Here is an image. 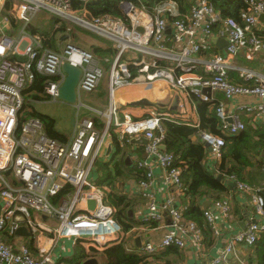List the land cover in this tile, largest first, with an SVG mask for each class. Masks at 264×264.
Masks as SVG:
<instances>
[{
	"label": "built area",
	"instance_id": "1",
	"mask_svg": "<svg viewBox=\"0 0 264 264\" xmlns=\"http://www.w3.org/2000/svg\"><path fill=\"white\" fill-rule=\"evenodd\" d=\"M7 1L0 0V235L5 231L14 235L20 228L18 218H24L34 234L44 229L32 216L35 210L57 220L58 238H72L100 251L123 244L133 252L127 247L126 236L136 231L124 232L116 219L118 210L109 199L110 188L99 185L93 177L96 162L107 154L103 150L113 130L122 146L131 145V139L148 140L147 158L136 161L137 168L146 176L139 179L143 190L153 178V160L163 172L164 184L174 190L163 205L152 194L141 192L148 202L147 213L141 214L143 223H162L165 210L171 215L164 236L159 241H146L143 253L157 254L174 246L201 250L203 229L185 216L190 205L174 207L178 197L185 195L182 169L176 165L175 156L162 149L163 120L174 119L160 110L145 117H133L117 104L115 94L129 85L153 86L157 79L166 80L184 99L195 95L206 102L214 101L213 92H221L226 100L233 102L231 105L218 103L221 134H201L212 148L211 157L220 161L225 136L239 134L247 128L242 114L249 116L254 125L264 124V74L235 63L237 57L251 61L264 54V0H243L245 7L239 19L222 17L221 11L209 0H194L185 17L181 16L176 0L160 2L151 10L121 1L120 14L98 17L73 10L72 0H15L11 10L18 12L15 19L23 22L17 32L9 14L4 12ZM42 11L63 20L77 19L82 26L109 40L116 50L110 68L109 108L103 112L92 109L105 123L104 130L96 127L90 115L80 114L84 108L81 93L97 90L105 74L104 66L92 51L73 43H67L60 50L46 48L44 37L30 31L32 19ZM214 37L227 42L223 52L212 42ZM64 61L83 70L78 85L80 104L75 134L67 142L52 139L38 118L27 120L18 129L26 91L37 81V74L47 78L44 94L57 101L59 88L66 78L62 70ZM131 66L137 69V75L133 76ZM208 87L212 90L210 95L203 93ZM230 118L232 122L228 121ZM228 180L235 182L240 191H256L236 175ZM66 186H72L73 191L60 196ZM261 190L255 192L253 201L256 212L264 216V198L258 193ZM90 200L95 202L93 209L88 206ZM215 209L221 216L231 213V205L226 200L215 202ZM204 214L209 226L217 232L216 214L209 209ZM263 233L264 221L251 222L245 230L234 234L209 264H249L237 255V246L251 248ZM0 264L56 263L47 250L37 257L27 244L15 249L0 236Z\"/></svg>",
	"mask_w": 264,
	"mask_h": 264
},
{
	"label": "trees",
	"instance_id": "2",
	"mask_svg": "<svg viewBox=\"0 0 264 264\" xmlns=\"http://www.w3.org/2000/svg\"><path fill=\"white\" fill-rule=\"evenodd\" d=\"M15 0H8L4 9V12L11 10V4ZM121 1H130L138 6H147L151 10L156 4L166 0H72L73 10L87 11L91 16H102L106 14L116 15L120 14L119 4ZM179 4L181 16H188L193 6L192 0H176ZM196 1V0H195ZM217 10L221 11L222 17L232 16L239 19L240 12L244 9L245 5L243 0H209ZM14 31L20 29V21L15 19L9 14ZM65 20L56 18L51 20L50 28L45 32L39 30L38 27H30V31L33 34H38L44 37V45L46 48L58 49L56 34L57 32L66 31ZM42 22V21H41ZM49 23V22H48ZM58 23H62L59 28H55ZM102 40V39H101ZM104 43H107L104 47L95 48L96 54L106 55L109 59V72L111 68V61L116 56V50L112 47V43L105 39ZM133 76L137 75V69L131 66ZM233 74V73H232ZM235 75V74H234ZM47 78L37 74V81L34 85L26 91V97L30 96L33 101H50V99L44 94V82ZM190 101L196 108L198 121L194 123L193 118H187L184 115H176L170 112L174 120H163V126L165 128L164 145L166 151L172 153L176 158V165L182 169L183 183L186 187L184 197L188 199L189 209L185 212L186 218L196 221L203 229V235L208 237L212 235L213 229L207 223L204 209L202 208V201L205 198H212L215 202L221 201L224 194L230 192L229 187L224 182L217 180L216 175L218 172L224 175V178H229L231 175H236L238 180L252 184L256 179L263 182L264 174L261 172L263 161L257 162V154H261L264 150V124L254 125L253 123H247V128L239 134L233 136H225L226 145L223 148V154L218 165L217 171H210L204 159L207 155V150L200 141H194L195 136L199 137L203 132L221 134V119L217 114L218 100L203 101L195 95H190ZM27 103V102H26ZM24 104L21 112L19 113L18 129L23 124L31 119L38 118L43 123L46 134L52 138L61 142H67L68 137L66 133L59 131L56 127V120L50 116L43 115L33 110L29 105ZM162 113H169L168 110H160ZM92 114V113H91ZM94 120L98 129L104 130L105 123L96 114L90 115ZM166 117V116H165ZM112 145L116 148L114 157H119L115 163L114 170L110 165L114 157L110 162L97 161V170L99 172V178L97 183L99 185H106L111 190H118L117 185L120 182H124L121 177H136L139 179H145L146 176L142 170L137 167L131 166L129 151L130 147L122 146L117 138L116 132L111 130ZM139 157H144L141 150L137 151ZM257 169L256 173H252V169ZM72 186H66L60 193V196L67 192L73 191ZM264 198V190L258 192ZM112 204L117 208L116 219L121 224L124 232H131L136 226L139 225L135 221L132 211L135 206V201L131 200L125 194L112 193L110 194ZM205 245V240H203ZM82 250L81 248H78ZM173 252L178 254L181 248L168 247L163 251ZM145 254L129 252L125 245L118 244L110 246L102 251L91 249L90 256L98 258V264H152L153 260L158 254ZM161 253V254H162ZM246 261L249 264H264V233L260 236L257 242L251 247V252ZM158 262V261H154ZM164 264H170L168 262Z\"/></svg>",
	"mask_w": 264,
	"mask_h": 264
},
{
	"label": "crops",
	"instance_id": "3",
	"mask_svg": "<svg viewBox=\"0 0 264 264\" xmlns=\"http://www.w3.org/2000/svg\"><path fill=\"white\" fill-rule=\"evenodd\" d=\"M85 14L86 13H83V15ZM63 40H66L65 36L60 38V42H63ZM93 40L96 41L95 43H91L93 48L92 49L93 53L95 52V48L104 47L107 44L100 39V36H99V40L98 39H93ZM211 40L214 44L218 45L220 51L222 52L224 51L225 46H223L222 48L219 47V41L216 37L212 38ZM67 43H70V41H65L64 45H66ZM71 43H73V41ZM243 61L247 62L248 64H244ZM235 63L256 69L264 74V54H260L257 58L251 61H247L244 57H237ZM150 87L151 88H147V86L140 87L136 85L126 86L124 88L117 90L115 94V101L117 102L118 105L122 106L124 111L128 112L129 114H131L133 117L136 118L148 116L155 111L158 112L159 110H168V112L169 111L173 112L176 115H184L186 119L193 118L194 123L198 121L196 108L191 103L190 98L184 99L183 97H179L177 95L178 93H176L171 89V87L169 86L166 80L157 79L154 81L153 86ZM105 95L106 94H103V96ZM176 96L179 97V105L178 108L174 110L171 107ZM213 96L218 100V103L223 101L230 105L233 104V102L226 100L224 98V95L219 91L213 92ZM143 98H147L155 103H161L167 105V108L166 109L158 108L154 104L133 105V102H136ZM104 106L105 105H96L95 107H91V108L98 109L99 107L102 108ZM83 107L89 109V111L83 110V112L87 115L90 114L92 109L89 108V106L87 107L86 105H84ZM81 110H80V114L82 113ZM170 112L168 114L170 117H172ZM241 118L246 123H251L250 117L247 116L246 114H242ZM73 125H76V122ZM116 136L119 140V135L117 134ZM69 140L70 139H68V141ZM112 140L113 138L111 135L110 138H108L106 142V146L104 147L103 150V153L106 152L107 154L105 155L104 159L101 158L99 159V161L110 162L114 157L116 148L113 147ZM193 140L195 142L200 141L207 150V155L204 159V163L206 164V167L210 171H217L220 161H216L211 157L210 154L211 152L202 142V135H200L199 137L195 136ZM129 147H130V151H129L130 164L131 166L137 167L136 166L137 160H144L147 158L145 154V145L131 143V145L127 146V148ZM139 150L143 152L144 157H139V154L137 152ZM259 156L261 158V161L264 162V150H262V153L260 155L257 154L256 158H258ZM118 158L119 157H114L110 165L111 169L114 172H115L114 166L116 161H118L117 160ZM152 167H153V178L151 179V183L148 188L144 190L141 188V186L139 185V178L128 177L124 180V182H120L117 184L119 186L118 190L114 191L110 189V191L108 192L109 199H110V194L116 192L122 195L125 194L131 200L135 201V206L133 208L132 214L135 221L138 222L139 225L134 228L136 233L126 236L127 247L130 248L134 253L143 252L142 247L146 241L161 240V238L164 236L167 229L169 228V224L171 223V215L168 210H165L164 212V217H163L164 220L162 223L151 221L149 224H145L142 222L141 214H145L148 211L147 198H144L142 196L141 194L142 191L152 194L160 205H163L168 200V198L174 194L172 193L174 190H172L171 188L167 187L164 184L163 172L155 160L152 161ZM251 172L256 173L257 169L253 168ZM261 172L262 174H264V166L261 167ZM218 174H220V172H218L217 175ZM93 177L96 180H98L99 178L97 165H95V167L93 168ZM247 184H249L253 188V190H256L255 192H257V190H259L260 188L264 190V181L263 182L260 181L259 183V180L256 179V181L253 182L252 184L250 183ZM255 192H243L238 190L237 186L235 189H230V192L224 194L221 198V200H226L231 205V213H229L226 216H221L218 213V211L215 209L214 199L212 198L203 199L202 208L204 210L209 209L210 211L216 214L215 226L217 232L213 230L211 236L209 237L207 235L204 236L205 245L201 250L192 247V248L181 249L178 254L169 252V250L163 251V253L161 252L162 254L159 253L158 256H156V258L158 259L157 260L158 264H164L166 262L170 264H209L211 261H213L215 258L219 256V253L226 247L230 238L234 234L244 229L243 222L247 221V225H246L247 228V226L251 223V220L254 218L257 220L256 222L264 221V216L256 212V207L253 201V196ZM206 202H211L210 207L205 208ZM186 204H188V199L179 196L174 203V207L186 205ZM1 211H2V202L0 200V213ZM32 216L43 226L44 229L34 234L30 230V227L25 223L24 218H18L20 227H25L24 229L26 231L24 230V232H22L23 233L22 235L17 234V232L14 235H10L8 231H5L2 232L0 235L2 239L6 241L9 245L13 246L15 249L18 248L21 244H27L35 256L40 255L42 254V252L47 250L52 254V257L56 264H82L83 262H85L90 258H96L90 256L91 249L92 248L96 249L95 247L87 243L84 244L78 243L75 239L72 238H58L55 232V229L58 226V222L55 218L35 210H32ZM137 239H139V241H137ZM78 248H81L82 250H79ZM250 252H251V248H247L241 245L237 246V255L242 259H246V257L249 256ZM229 258L232 261L233 260L235 261L234 256L230 255ZM96 259L98 260V258Z\"/></svg>",
	"mask_w": 264,
	"mask_h": 264
},
{
	"label": "rangeland",
	"instance_id": "4",
	"mask_svg": "<svg viewBox=\"0 0 264 264\" xmlns=\"http://www.w3.org/2000/svg\"><path fill=\"white\" fill-rule=\"evenodd\" d=\"M16 5H19V4H16ZM7 13L11 14L14 18H16L17 17L16 13L18 12H15V10H8ZM78 16L82 17L83 15L78 14ZM78 16H76V18L80 19L81 17H78ZM56 18H58L57 15L49 11H42L32 19L31 26L32 28L38 27L39 30H43L45 32V30L47 31L50 28L51 20L56 19ZM18 21H20L19 27H21L23 25L22 19H19ZM64 22L67 24L66 25L67 29L65 32H57L56 39H57L58 49H54V50H60L62 47H64L65 41H70V43L73 41V43L78 45L79 47L86 49L88 51H92L93 48H92L91 43L96 42L93 39L99 40V35L96 32H93L92 30L86 28L84 25L82 26L81 22L78 21L77 19H66ZM61 24L58 23L55 26V28H59ZM63 36H65L66 40H63V42H60V38ZM100 39L104 40V38H102L101 36H100ZM94 54L96 58L100 61V63L104 66L105 74L96 91L91 92V93H86V92L81 93V102L87 107L89 106V108L95 107L96 105H105L102 108L99 107L100 109L91 108L93 110L103 112L105 111V109L109 108V105L111 102L110 100L111 97H110V92H109V77H110L109 66L110 65L107 64L105 61L106 55H99L96 53ZM206 58H209V56ZM243 63L248 64L245 61H243ZM147 88H151V87H147ZM103 94H106V95L103 96ZM25 104L29 105L33 110L43 115L54 118L56 120L57 129L62 132H65L67 134L68 139H71L72 136L75 134L76 125H73V112L78 107L80 102H78V105L76 107V106H72L70 104H67V103H64L58 100L57 101H54V100L33 101V99L30 98V96H27ZM83 110L89 111V109L87 108H82L81 114L84 113ZM91 113L93 114L94 112L91 111L90 114L88 115H92ZM259 160L261 161L260 156L256 158L257 162H259ZM263 166H264V162L262 164V167ZM121 179L125 180L126 177L122 176ZM36 256L39 257L40 255H36ZM157 260L158 259L155 258L152 264H158V262L154 263V261H157Z\"/></svg>",
	"mask_w": 264,
	"mask_h": 264
},
{
	"label": "water",
	"instance_id": "5",
	"mask_svg": "<svg viewBox=\"0 0 264 264\" xmlns=\"http://www.w3.org/2000/svg\"><path fill=\"white\" fill-rule=\"evenodd\" d=\"M191 3L193 4L194 0H192ZM226 45H227V42L225 40L219 41V47L222 48L223 46H226ZM62 70L66 74V78H65L62 86L59 88L57 100L77 107L78 102H79L78 85H79V82L81 80L83 70L79 66L73 65L69 61H64L63 66H62ZM211 92H212V90L209 87L203 89L204 94L210 95ZM147 104L148 105L154 104L158 108H165V109L167 108V105L152 102L147 98H143L141 100L133 102V105H147ZM178 105H179V97L176 96L173 103H172L171 108L176 110L178 108ZM76 116H77V108L73 112V124H75V122H76ZM228 121L232 122V119L230 118ZM202 142L205 144V146L211 152L212 151L211 146L207 142H205V140L203 138H202ZM131 143L146 145L148 143V140L145 137H141L140 139H131ZM162 149L165 150L166 146L163 145ZM216 178H217V180L222 181L226 185H228L230 189H235L237 186V184L235 182H232V181L224 178V175L221 173L216 175ZM210 205H211V202H206L205 208L210 207ZM88 206L90 209H93L95 207V202L93 200H90L88 202ZM256 221L257 220L255 218L251 220V222H253V223H255ZM246 225H247V221L243 222V226H244L243 230L246 229ZM24 228L25 227H20L17 231V234L22 235L23 234L22 232H24V230H25ZM137 241H139V239H137ZM82 264H98V260L96 258H90V259L86 260L85 262H83Z\"/></svg>",
	"mask_w": 264,
	"mask_h": 264
},
{
	"label": "bare ground",
	"instance_id": "6",
	"mask_svg": "<svg viewBox=\"0 0 264 264\" xmlns=\"http://www.w3.org/2000/svg\"><path fill=\"white\" fill-rule=\"evenodd\" d=\"M114 100H115V98H114Z\"/></svg>",
	"mask_w": 264,
	"mask_h": 264
}]
</instances>
